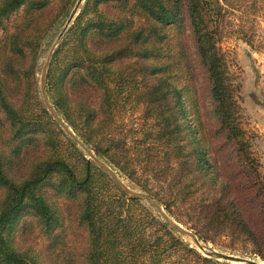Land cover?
Wrapping results in <instances>:
<instances>
[{
  "label": "trees",
  "instance_id": "obj_1",
  "mask_svg": "<svg viewBox=\"0 0 264 264\" xmlns=\"http://www.w3.org/2000/svg\"><path fill=\"white\" fill-rule=\"evenodd\" d=\"M73 1L0 0V264H230L201 254L147 204L127 196L46 108L38 79L42 46ZM257 1L87 0L48 72L51 102L84 143L160 204L181 196L198 225L191 227L205 240L234 232L226 222L232 215L250 225L237 211L239 183L205 180L213 181L215 196L205 199L187 180L193 169L209 175L211 151L202 125L190 124L188 106L199 102L200 70L220 128L238 146L243 142L236 85L219 41L231 9L248 3L253 9ZM183 20L195 58L180 36ZM237 31L253 45L246 30ZM91 33L102 36L101 47L90 44ZM134 109L141 116L127 129ZM152 175L170 180L169 200L151 186ZM66 202L74 207V227L65 225ZM27 216L35 243L14 233ZM74 234L77 241L70 240Z\"/></svg>",
  "mask_w": 264,
  "mask_h": 264
},
{
  "label": "rangeland",
  "instance_id": "obj_2",
  "mask_svg": "<svg viewBox=\"0 0 264 264\" xmlns=\"http://www.w3.org/2000/svg\"><path fill=\"white\" fill-rule=\"evenodd\" d=\"M86 2L87 0L82 1L77 13L69 23L67 30L73 25L76 17L79 15ZM76 3L77 0L73 1L67 10V13L58 17L48 37L44 41L38 63L39 87L43 64L46 61L47 55L59 33L66 25V22ZM250 4L251 3H248L247 6L235 7L231 9L227 15L228 17L226 22L223 24V33L219 41V45L223 50L229 65L230 75L236 85L235 95L237 96L240 107L238 110L239 116L237 118V123L242 128L244 137L243 142L238 146L235 139L229 137L227 138L226 132L220 128L217 114L215 112V103L208 91L204 74L199 70L198 87L200 99L197 105L190 104L188 106V110H190L188 117L191 118L190 124L192 126L196 121L202 125L206 139L210 143L211 151L207 152V170L209 175L203 176L197 172V170L193 169L191 173L187 175V180H195L197 187L204 191L202 195L205 199H213L215 197L211 183L214 180H218V178L219 180L223 179L227 181L229 184L233 181L239 183L241 185V190L236 199L240 208H237V211L241 214L242 218H245L246 222L248 221L250 227L253 229L254 236L249 234L250 227L246 226L245 222H238L240 221L237 219L238 215H232L234 220L231 221L227 218L226 222L227 225L230 224L229 229L234 230V232H223L221 234L214 233L210 236V238H212L211 240H205L195 233V227H191L198 225L197 223H193V219H191V215H193L192 209H190L188 205L179 203L181 196L178 198L176 203H167L168 207L164 204H160L157 199H154L164 208L170 217L184 227L193 231L203 243L213 247L214 249L224 251L229 254L247 256L264 263V0H258L256 8L253 9L249 8ZM239 28L246 30V32L252 36L253 45L248 44L241 38L237 31ZM180 29V36L184 38V40L188 38L187 43L190 47V54L195 58L193 55L195 54V48L190 23L187 20H183L180 25ZM67 30L55 47L53 56L67 35ZM2 34L3 30L0 28V36ZM91 34L88 35L90 44L96 48L101 47L102 36L94 38V34ZM53 56L51 62L53 60ZM134 111L135 113L131 111L125 118V122L128 124L126 127L127 129L132 128V125L134 126V124L138 121L137 118L141 116V112L139 110L134 109ZM186 118L187 117H184V120ZM198 130L201 131L200 129ZM189 137L192 139L194 138L192 128ZM129 142L133 144L131 140ZM77 146L86 155V157L89 158L91 162L99 168V170H101V172L107 174L111 180H114L112 176L100 167L78 144ZM112 168L128 185L137 190L146 192L151 196L147 190L141 188L125 174L121 173L114 167ZM76 169L79 170L78 167H76ZM165 177H153L152 180H150V184L151 186H154V190H158L156 192H158L164 200H169L170 193L168 191L167 184L170 180H166ZM167 178L169 177L167 176ZM205 180L213 181L204 184V182H206ZM160 185H162V187H160ZM126 195L129 196L128 194ZM227 198L230 200L233 199V193L229 192ZM140 200L147 204L151 210L161 217V215L147 201L143 199ZM65 209L68 212L66 214L69 216L65 225L66 227H74L75 224L71 221L75 212L74 207L71 206L69 202H66ZM161 219L163 218L161 217ZM35 227L33 218L27 216L24 218V223L21 222L20 224H17V228L14 233L17 234L19 240L24 238L22 241L25 243H35L30 241L38 240L36 239ZM70 230L71 232H74L72 228H70ZM176 233L181 236L183 241L188 242L190 246H194L201 254L207 256L190 237L179 232ZM73 236L75 241H77L78 237L76 234L72 235L70 240H73ZM217 260L220 262H229L230 264H245L242 262H232L224 259Z\"/></svg>",
  "mask_w": 264,
  "mask_h": 264
},
{
  "label": "water",
  "instance_id": "obj_3",
  "mask_svg": "<svg viewBox=\"0 0 264 264\" xmlns=\"http://www.w3.org/2000/svg\"><path fill=\"white\" fill-rule=\"evenodd\" d=\"M83 0H77V3L75 7L73 8L66 25L64 26L63 30L59 33L56 41L54 42L53 46L51 47L46 61L43 64L41 76H40V91L42 95L43 102L50 112V114L53 116V118L56 120V122L64 129V131L104 170H106L112 178L115 180V182L118 184V186L129 196L134 198H140L145 201H147L165 220V222L176 232H179L185 236L190 237L194 243L201 249L203 252L209 256L214 257L217 259H224L227 261L232 262H242L245 264H263L257 260H254L252 258H249L247 256H240V255H234L229 254L224 251H220L217 249H214L213 247L203 243L199 237L188 228L184 227L177 221H175L172 217H170L167 212L164 210V208L148 193L143 192L141 190H137L130 185H128L120 176L119 174L111 167L110 164H108L106 161L101 159L99 156L95 154V152L84 143V141L71 129V127L65 122V120L61 117V115L58 113V111L55 109L53 103L50 100L48 89H47V75L49 66L51 63V59L55 50V47L63 37L65 31L67 30L69 23L74 18L75 14L77 13L81 3Z\"/></svg>",
  "mask_w": 264,
  "mask_h": 264
},
{
  "label": "bare ground",
  "instance_id": "obj_4",
  "mask_svg": "<svg viewBox=\"0 0 264 264\" xmlns=\"http://www.w3.org/2000/svg\"><path fill=\"white\" fill-rule=\"evenodd\" d=\"M260 262V261H259ZM261 263H263V262H261ZM264 264V263H263Z\"/></svg>",
  "mask_w": 264,
  "mask_h": 264
}]
</instances>
